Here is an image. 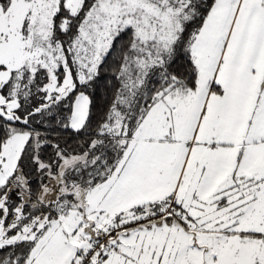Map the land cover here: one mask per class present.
I'll return each mask as SVG.
<instances>
[{
	"label": "snow or ice",
	"instance_id": "snow-or-ice-1",
	"mask_svg": "<svg viewBox=\"0 0 264 264\" xmlns=\"http://www.w3.org/2000/svg\"><path fill=\"white\" fill-rule=\"evenodd\" d=\"M0 264H264V0H0Z\"/></svg>",
	"mask_w": 264,
	"mask_h": 264
}]
</instances>
